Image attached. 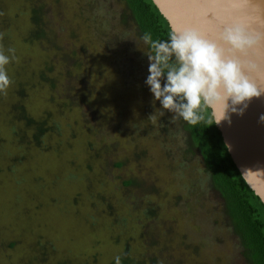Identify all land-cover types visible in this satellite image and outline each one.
I'll use <instances>...</instances> for the list:
<instances>
[{"label": "rangeland", "instance_id": "374dc122", "mask_svg": "<svg viewBox=\"0 0 264 264\" xmlns=\"http://www.w3.org/2000/svg\"><path fill=\"white\" fill-rule=\"evenodd\" d=\"M35 5L51 42H24ZM0 37V264H248L181 119L152 99L122 0H0ZM13 101L45 120L38 142L13 136Z\"/></svg>", "mask_w": 264, "mask_h": 264}, {"label": "clouds", "instance_id": "9594fccd", "mask_svg": "<svg viewBox=\"0 0 264 264\" xmlns=\"http://www.w3.org/2000/svg\"><path fill=\"white\" fill-rule=\"evenodd\" d=\"M205 2L215 4L217 0ZM231 2L243 4L245 0ZM209 12L213 16L211 10L202 15L206 26L216 27L215 39L206 38L197 26L174 30L165 40H153L150 34L143 36L150 48L146 53L148 75L144 82L153 101H158L164 110L161 115L165 111L172 113L173 118H182L193 126L205 119L202 104L217 106L214 122L231 123V113L243 115L251 99L264 93V88L250 76L257 65L248 59L249 50L260 36L250 32L242 18L222 20V26L211 25ZM8 52L14 53V49ZM11 59L0 49V93L5 95L11 84L5 66ZM258 123L264 124V113L259 115ZM115 264H121L119 256Z\"/></svg>", "mask_w": 264, "mask_h": 264}, {"label": "trees", "instance_id": "16d2710c", "mask_svg": "<svg viewBox=\"0 0 264 264\" xmlns=\"http://www.w3.org/2000/svg\"><path fill=\"white\" fill-rule=\"evenodd\" d=\"M122 1L127 7L142 39L145 34H150L153 40L168 38L171 31L167 22L151 0ZM42 14L43 8L41 5H35L31 8L30 18L33 28L30 34L24 38L25 43L47 39L46 31L43 28ZM47 41L51 42L49 38ZM146 47L150 51L147 44ZM49 70V66H46L39 72L38 77L49 87V100L56 101L55 97L57 95L53 91L54 78L47 75ZM23 87L24 84L19 85L14 90L20 100L24 98L22 95ZM1 98L0 95V100ZM69 104L65 100H59L56 105L57 107L70 108ZM8 105L11 108L9 119L14 122L21 121L23 124L22 127L19 126L13 132L14 137L18 136L16 137L17 142H21L26 131H30V135L26 136V143L28 141L38 142L39 136L45 131V120L42 118L34 120L25 112L21 101H13ZM201 110L205 119L195 126L180 118L186 149L188 152L193 150L197 153L209 181L207 183L208 188H212L221 199V211L225 217L227 228L237 238L241 253L247 263L264 264V206L248 188L233 164L222 142L220 132L213 122L209 107L202 104ZM209 122L212 123L209 124ZM130 184L131 181L129 180L123 182V186L126 187ZM147 210L149 212V209ZM224 230L228 232L227 229L224 228ZM228 233L231 235L230 232ZM120 259L122 264L124 259L121 256Z\"/></svg>", "mask_w": 264, "mask_h": 264}, {"label": "water", "instance_id": "95a60500", "mask_svg": "<svg viewBox=\"0 0 264 264\" xmlns=\"http://www.w3.org/2000/svg\"><path fill=\"white\" fill-rule=\"evenodd\" d=\"M158 12L167 22L170 31L182 30L188 26L201 27L208 39L216 38V29L206 26L203 12L212 19L211 25H221V21L231 22L242 18L254 35H259L258 43L249 50L248 59L257 65L250 73L252 79L264 88V0H245V3H233L231 0H217L208 4L205 0H151ZM209 107V106H208ZM211 116L218 114L217 106L209 107ZM264 113V93L252 98L243 115L230 114L231 123L214 122L226 150L240 176L258 197L264 206V124L258 123V117Z\"/></svg>", "mask_w": 264, "mask_h": 264}, {"label": "bare ground", "instance_id": "6f19581e", "mask_svg": "<svg viewBox=\"0 0 264 264\" xmlns=\"http://www.w3.org/2000/svg\"><path fill=\"white\" fill-rule=\"evenodd\" d=\"M215 26H219V25H215ZM216 29V27H214Z\"/></svg>", "mask_w": 264, "mask_h": 264}]
</instances>
